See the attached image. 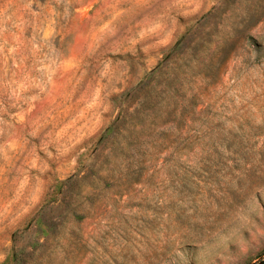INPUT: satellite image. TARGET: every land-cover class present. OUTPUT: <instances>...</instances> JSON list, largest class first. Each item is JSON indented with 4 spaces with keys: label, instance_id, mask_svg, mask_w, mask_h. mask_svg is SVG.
Returning <instances> with one entry per match:
<instances>
[{
    "label": "rangeland",
    "instance_id": "1",
    "mask_svg": "<svg viewBox=\"0 0 264 264\" xmlns=\"http://www.w3.org/2000/svg\"><path fill=\"white\" fill-rule=\"evenodd\" d=\"M0 264H264V0H0Z\"/></svg>",
    "mask_w": 264,
    "mask_h": 264
}]
</instances>
